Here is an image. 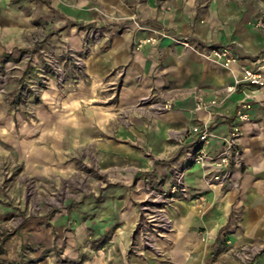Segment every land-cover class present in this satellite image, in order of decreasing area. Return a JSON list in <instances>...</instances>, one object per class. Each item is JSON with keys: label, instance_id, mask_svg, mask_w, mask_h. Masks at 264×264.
I'll return each mask as SVG.
<instances>
[{"label": "crops", "instance_id": "obj_1", "mask_svg": "<svg viewBox=\"0 0 264 264\" xmlns=\"http://www.w3.org/2000/svg\"><path fill=\"white\" fill-rule=\"evenodd\" d=\"M98 8L116 20L107 25L103 45L91 59L92 70L107 76L122 68L128 95L152 96L172 105L154 118L135 120L131 133L167 161L155 172L164 189L171 183L170 166L184 164L178 148L196 140L188 135L192 127L208 126L212 137L204 148L212 155L236 129L242 136L240 160L231 166L235 186L212 190L203 182L200 165V170L190 164L185 168L191 196L175 205L177 233L163 258L129 259L136 218L125 206L122 190L112 192L97 223L103 239L109 229L113 232L107 245L96 250L114 247V252L93 264H243L227 245L246 244L255 247L248 264H264V88L249 86L241 69L264 54V28L257 27L264 21V0H4L0 2V51L21 45L25 34L46 22L68 32L74 21H95ZM179 38H189L196 46L185 48L175 42ZM150 39L157 42L149 43ZM218 47L233 49L238 64L226 69L207 59L206 48ZM237 83V90L227 94L228 87ZM200 98L216 105L198 110ZM239 113L247 120L242 121ZM105 145L108 150L113 147ZM114 145L116 158L128 155L143 161L140 150L117 140ZM106 153L104 157L109 156ZM43 233L41 240L50 238ZM20 248L19 238L8 243L0 253V264H16Z\"/></svg>", "mask_w": 264, "mask_h": 264}, {"label": "rangeland", "instance_id": "obj_2", "mask_svg": "<svg viewBox=\"0 0 264 264\" xmlns=\"http://www.w3.org/2000/svg\"><path fill=\"white\" fill-rule=\"evenodd\" d=\"M97 12L95 21H74L68 32L46 22L21 45L0 51V253L19 238L16 264H93L113 254L114 247L96 250L113 232L103 239L97 222L116 189L136 218L129 259L163 258L177 233L175 205L191 196L185 176L194 165L191 145L178 148L184 164L170 166L164 189L155 172L167 161L131 137L135 120L160 115L165 104L128 95L122 68L107 76L92 70L116 20L103 8ZM116 140L140 150L143 161L116 158ZM43 232L50 238L41 240ZM199 236L205 242L204 232ZM227 247L243 264L254 259V246Z\"/></svg>", "mask_w": 264, "mask_h": 264}, {"label": "built area", "instance_id": "obj_3", "mask_svg": "<svg viewBox=\"0 0 264 264\" xmlns=\"http://www.w3.org/2000/svg\"><path fill=\"white\" fill-rule=\"evenodd\" d=\"M4 0H0L2 2ZM257 27L264 28V21H260ZM149 43H156V39L148 40ZM175 42L185 48L196 46L189 38H179ZM206 57L211 62L223 67L231 68L239 62V58L230 47L206 48ZM242 74L244 81L249 85L257 88H264V54L258 56L250 64L242 66ZM228 87L227 94H231L237 90V86ZM197 106L198 110L207 111L209 107L216 105V102L205 104L203 100L199 99ZM164 110H170L172 105L166 103ZM239 118L242 121L247 120V116L239 113ZM188 135H194L195 141L191 142L190 161L195 165L198 164L203 168V181L204 184L212 189H223L226 186L236 185L231 176V166L233 163H238L241 157L239 150V140L242 136L240 129H236L230 136L224 140L222 149L217 154H210L204 148V145L212 137L211 131L207 125L194 126L188 131ZM186 193L185 189H182Z\"/></svg>", "mask_w": 264, "mask_h": 264}]
</instances>
